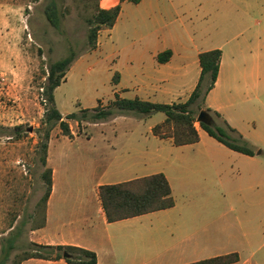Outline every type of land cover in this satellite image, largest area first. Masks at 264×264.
Returning <instances> with one entry per match:
<instances>
[{
	"label": "crops",
	"instance_id": "obj_1",
	"mask_svg": "<svg viewBox=\"0 0 264 264\" xmlns=\"http://www.w3.org/2000/svg\"><path fill=\"white\" fill-rule=\"evenodd\" d=\"M119 3L115 24L101 28L95 48L80 54L68 71L88 54L103 53L105 58L120 63L112 79L114 96L156 103L185 102L200 78L199 54L219 48V74L204 107L219 112V118L250 141L256 154L233 150L198 126L197 142L176 145L169 134L155 132V126L166 119L165 114L158 117V113L131 112L89 123L87 126L101 128L98 139L72 128L71 136L51 134L47 166L52 169V189L45 224L32 229L31 240L93 250L97 253L96 264H186L232 252L239 254V260L229 264H260L253 253L243 257L238 248L232 247V242L240 239L243 224L224 221L221 204L210 205L209 210L214 211L211 218L206 217L207 205L191 216L186 211L189 205L179 203L170 158L172 152L182 150L186 163L207 178L226 160H248L253 164L261 161L263 149L258 153V147L264 145V0H100L103 8ZM196 9L200 15L192 14ZM166 50L171 51L170 58L159 61L158 55ZM62 83L55 88L54 98L67 118L70 112L61 108L56 94ZM124 117L130 122L118 124ZM155 172H163L169 179L175 205L108 221L99 186ZM188 182L192 183L185 176L184 184ZM21 264L72 263L63 258L33 257Z\"/></svg>",
	"mask_w": 264,
	"mask_h": 264
},
{
	"label": "rangeland",
	"instance_id": "obj_2",
	"mask_svg": "<svg viewBox=\"0 0 264 264\" xmlns=\"http://www.w3.org/2000/svg\"><path fill=\"white\" fill-rule=\"evenodd\" d=\"M55 1L62 13L60 30L46 16L52 0H0V247L3 237L20 232L9 264L29 247L32 229L44 219L42 198L47 184L43 173L48 166L41 160L39 129L47 107L50 63L68 56L71 50L79 55L92 50L87 17L95 10V0H89V12L84 9V0ZM200 13L198 9L192 12ZM178 16L182 18V14ZM119 65L103 53L85 56L68 71L67 80L56 92L61 108L82 115V109L110 104L115 97L112 79ZM192 109L195 126L201 128L197 118L201 110H206L201 98ZM157 113L158 117L165 116ZM211 115L218 124H224ZM64 120L76 133L87 132L96 139L102 131L87 126L92 123L88 120ZM129 122L127 117L117 121ZM16 125H23L25 131L15 130ZM169 131L171 128L165 125L161 132L167 135ZM59 133L63 131L56 125L50 136ZM258 148L263 149L260 162L226 160L220 170L212 169L208 178L186 163L182 150L172 152L170 163L176 176L175 195L180 204L189 205L186 211L192 216L200 212V206L207 205L206 217L212 218L210 205L221 204L224 221L243 224L240 239L233 241L232 247L238 248L243 257L253 253L254 260L264 264V145ZM185 176L191 184H184Z\"/></svg>",
	"mask_w": 264,
	"mask_h": 264
},
{
	"label": "trees",
	"instance_id": "obj_3",
	"mask_svg": "<svg viewBox=\"0 0 264 264\" xmlns=\"http://www.w3.org/2000/svg\"><path fill=\"white\" fill-rule=\"evenodd\" d=\"M130 1L138 3L140 0ZM83 4L85 11L89 12L91 10L89 0H84ZM94 4L95 10L87 17V21L90 25L88 36L90 49L95 48L97 44L99 30L103 27H112L121 9L120 3L111 8L101 7L100 0H95ZM46 16L52 26L60 30L62 13L55 0H52L46 8ZM78 56L79 54H75L71 50L68 56L50 63L46 83L47 107L44 118L42 119V127L39 129L41 133L39 147L42 152L41 160L44 165H47L48 142L52 129L56 125H60L63 134L72 135L70 124L64 120L63 115L55 104L54 91L57 86L66 80L67 72ZM170 56L171 51L166 50L158 55V60L166 61ZM221 57L222 50L219 48L202 51L199 54L201 65L200 78L196 88L185 102H174L171 104L156 103L140 98L130 99L116 95L107 106L101 104L94 108H85L81 110L82 115L73 112L66 117L77 121L88 120L91 122H98L131 112L145 115L163 112L166 115L165 122L155 126V132L162 134L163 132L161 131L163 127L168 125L169 129L171 128L169 135L173 137V141L176 145L195 143L199 140V133L195 126L196 118L192 105L200 98L205 102L207 94L216 83ZM206 110L209 113L211 112L221 117L219 112L213 111L211 108H206ZM211 117V123L200 122L201 127L211 136L233 150L249 155L256 154V150L253 149L250 141L232 127L227 120L222 119L224 124L220 125L215 117L212 115ZM14 129L25 131L23 125H16ZM6 134L12 135L9 132H6ZM43 176L47 184L46 193L42 198L44 203V219L38 227L45 224V208L52 189V169L47 167ZM99 197L105 216L110 222L170 208L175 205L171 184L163 172H155L117 183L102 184L99 186ZM11 227L12 226H10V228ZM35 228H37V226ZM19 233L20 232L17 231V233H11L2 238L0 264H9L12 252L18 247ZM65 252L69 255L65 256ZM33 257L44 259L63 258L68 263L72 264H96L98 260L97 253L87 248L71 245L42 244L30 240L29 247L24 249L21 254L15 255L13 264H21L24 260ZM238 260L239 254L237 252H232L186 264H229Z\"/></svg>",
	"mask_w": 264,
	"mask_h": 264
},
{
	"label": "water",
	"instance_id": "obj_4",
	"mask_svg": "<svg viewBox=\"0 0 264 264\" xmlns=\"http://www.w3.org/2000/svg\"><path fill=\"white\" fill-rule=\"evenodd\" d=\"M197 120L199 122H205V123H211L212 122V117L210 115V113L203 109L200 111ZM261 151L259 150L258 153H260ZM65 256H68L69 254L67 252L64 253Z\"/></svg>",
	"mask_w": 264,
	"mask_h": 264
}]
</instances>
